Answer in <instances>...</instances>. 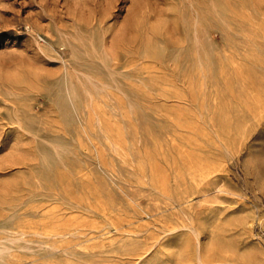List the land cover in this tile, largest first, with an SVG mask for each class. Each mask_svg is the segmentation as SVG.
I'll return each mask as SVG.
<instances>
[{
    "label": "rangeland",
    "instance_id": "obj_1",
    "mask_svg": "<svg viewBox=\"0 0 264 264\" xmlns=\"http://www.w3.org/2000/svg\"><path fill=\"white\" fill-rule=\"evenodd\" d=\"M0 264H264V0H0Z\"/></svg>",
    "mask_w": 264,
    "mask_h": 264
},
{
    "label": "bare ground",
    "instance_id": "obj_2",
    "mask_svg": "<svg viewBox=\"0 0 264 264\" xmlns=\"http://www.w3.org/2000/svg\"><path fill=\"white\" fill-rule=\"evenodd\" d=\"M124 28V27H123Z\"/></svg>",
    "mask_w": 264,
    "mask_h": 264
}]
</instances>
